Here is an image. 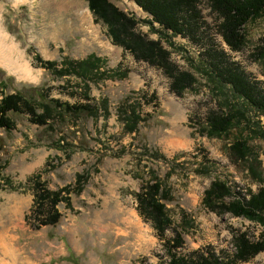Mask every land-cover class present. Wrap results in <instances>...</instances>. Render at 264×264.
I'll return each mask as SVG.
<instances>
[{
    "label": "rangeland",
    "instance_id": "374dc122",
    "mask_svg": "<svg viewBox=\"0 0 264 264\" xmlns=\"http://www.w3.org/2000/svg\"><path fill=\"white\" fill-rule=\"evenodd\" d=\"M110 1L139 20L141 34L157 39L158 34L142 21L150 16L135 2ZM200 7L204 21L193 37L177 35L162 41L177 67L190 71L197 80L193 90L179 97L170 91V80L160 69L136 61L111 42L106 26L95 22L86 0H0V27L34 78H21L0 66L5 72L0 78L13 77L7 81L6 92L37 86L62 101L84 102L80 95L72 94L75 79L56 78L38 64L36 54L44 60L61 61L95 53L106 60L107 68L128 72L124 79L89 84L91 98L107 100V117L94 120L86 114H65L64 121H51V130L31 123L25 113L9 112L16 127L0 131V165H5L0 176V264H168L163 240L137 211L135 193L152 174L171 195L165 206L174 228L182 232L185 242L181 252L209 247L234 253L236 232L247 233L251 240L261 237L264 225L243 216L209 211L202 197L216 177L228 182L229 199L238 198L235 190L243 197L264 186L260 180L264 178V140L242 125L222 138H209L197 128L209 110L224 107L225 90L207 73L211 61L215 62L214 50L224 51L222 60L237 62L251 80L264 87V56L258 51L264 36V14L247 23L245 46L232 51L219 34L206 2ZM62 85L66 87L61 89ZM150 94L155 99L143 103L142 98ZM126 100L140 102L142 112L150 114L135 133L122 130L119 116ZM252 117L257 119V114ZM258 118L264 126V115ZM238 136L247 138L251 147L246 161L229 155L228 147ZM62 137L75 145L70 157L53 147ZM144 147L159 150L169 162L145 155ZM204 155L214 162L215 169L202 176L194 170ZM47 160L49 166H56L41 174L49 190L73 183L76 173L84 170L90 178L82 193L71 194L70 208L58 204L62 216L57 224L36 228L31 177ZM251 164L261 176L251 171ZM173 235L171 229L166 231L167 238ZM241 264H264V250Z\"/></svg>",
    "mask_w": 264,
    "mask_h": 264
},
{
    "label": "trees",
    "instance_id": "16d2710c",
    "mask_svg": "<svg viewBox=\"0 0 264 264\" xmlns=\"http://www.w3.org/2000/svg\"><path fill=\"white\" fill-rule=\"evenodd\" d=\"M95 22H100L107 28L111 42L122 47L136 61H142L149 66L156 67L169 78V89L176 96H183L186 91L193 90L197 80L193 73L182 70L170 59V51L162 44L164 39L171 36H192L198 26L203 23L200 4L206 2L210 12L215 15L216 27L223 41L232 51L241 50L247 40L245 26L248 22L264 14V0H131L135 2L150 19L142 20L149 25V29L158 34L157 39L146 38L137 30L139 20L135 16L123 11L110 0H86ZM141 21V22H142ZM158 25V28L154 26ZM260 55L264 56V36L258 47ZM215 62L207 72L215 78L221 90L224 91L225 101L222 110H209L203 122L197 128L202 135L209 138H222L232 130L241 127L248 128L255 137L264 140V126L260 124L258 116L264 115V87L258 81L251 80L235 61L225 57L224 51H213ZM38 64L47 69L56 78H74L72 94L80 95L84 102L69 103L50 95L49 91L41 87L32 86L25 90L6 92L8 80L12 76L0 78V131L15 129L16 124L8 115L9 112L25 113L28 120L38 126H45L54 130L51 121L67 119L65 114L76 117L86 114L94 120L100 116L107 117L106 99L95 100L90 97V83H98L107 79L118 80L127 76V70L119 68L109 69L106 60L95 53H90L82 59L63 57L61 61L44 60L40 55L34 56ZM5 72L0 68V77ZM66 87L62 85L61 89ZM143 103L155 99L143 97ZM253 113L251 114V112ZM257 114L254 119L253 114ZM149 113H143L140 102H128L120 109V120L124 133H135L139 125L149 119ZM251 119L255 121H251ZM53 147L67 153L68 157L75 151V145L66 141L64 137L53 142ZM2 149L0 138V151ZM123 151V150H122ZM145 155L168 161L159 150L149 151L144 147ZM229 155L237 161H246L251 154V147L247 138L238 136L233 138L228 147ZM46 161L41 171L31 177L34 192L33 210L38 215L36 228L45 225H55L62 214L58 209L59 203L71 206V194L79 195L89 181L87 170L78 172L71 184H66L56 190L46 188L41 174L55 165L49 166ZM51 167V168H50ZM5 165H0L1 171ZM251 171L258 177L261 173L251 164ZM215 169L214 162L204 155L196 166L194 173L210 175ZM0 177V181H1ZM263 181L264 178L260 179ZM4 181V180H3ZM7 182V180H5ZM2 184L0 183V187ZM250 198L244 203L238 198L229 199L231 188L226 180L214 178L204 191L203 206L218 215L230 214L234 217H245L248 220L264 225V186L256 192L250 193ZM168 188L154 174L146 180L139 192L135 193L137 211L148 221L155 230L157 237L164 242L168 254V264H241L250 261L255 255L264 250V230L260 238L251 240L247 233L236 232L233 236L234 253L223 250L216 251L209 247L198 248L187 253L181 252L184 246L182 232L174 228L170 216L167 214L165 201L170 200ZM226 198H228L226 200ZM171 229L174 235L166 237V231Z\"/></svg>",
    "mask_w": 264,
    "mask_h": 264
},
{
    "label": "bare ground",
    "instance_id": "6f19581e",
    "mask_svg": "<svg viewBox=\"0 0 264 264\" xmlns=\"http://www.w3.org/2000/svg\"><path fill=\"white\" fill-rule=\"evenodd\" d=\"M0 66L24 79H34L28 66L20 61L16 46L8 41L0 27ZM6 236V235H5Z\"/></svg>",
    "mask_w": 264,
    "mask_h": 264
},
{
    "label": "built area",
    "instance_id": "2783aa9c",
    "mask_svg": "<svg viewBox=\"0 0 264 264\" xmlns=\"http://www.w3.org/2000/svg\"><path fill=\"white\" fill-rule=\"evenodd\" d=\"M235 192H236L235 194H237V197L240 198V200L242 201H244V199L249 200L250 197L249 193L246 192V194L242 195L244 197L243 199V197H241V194L238 192V190L237 191L235 190Z\"/></svg>",
    "mask_w": 264,
    "mask_h": 264
}]
</instances>
